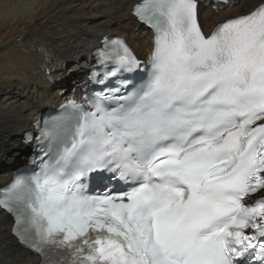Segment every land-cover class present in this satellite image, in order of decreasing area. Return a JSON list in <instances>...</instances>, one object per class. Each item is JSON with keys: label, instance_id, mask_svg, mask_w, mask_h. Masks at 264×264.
Masks as SVG:
<instances>
[{"label": "snow or ice", "instance_id": "snow-or-ice-1", "mask_svg": "<svg viewBox=\"0 0 264 264\" xmlns=\"http://www.w3.org/2000/svg\"><path fill=\"white\" fill-rule=\"evenodd\" d=\"M203 7L137 0L148 61L103 35L85 102L24 133L0 211L38 264H264V0Z\"/></svg>", "mask_w": 264, "mask_h": 264}, {"label": "bare ground", "instance_id": "bare-ground-1", "mask_svg": "<svg viewBox=\"0 0 264 264\" xmlns=\"http://www.w3.org/2000/svg\"><path fill=\"white\" fill-rule=\"evenodd\" d=\"M136 2L0 0V186L24 166L27 149L21 139L31 130L32 121L46 109L80 96L86 74L71 80L84 68L88 71L93 62L91 50L103 35L126 38L146 60L151 36L130 14ZM231 3L232 8L217 10L215 3L202 0L207 28L217 16L236 12L240 4L246 5V12L259 0ZM16 145L21 150H15ZM14 161L19 164L10 165ZM11 223V217L0 211V264H38L35 255L18 246Z\"/></svg>", "mask_w": 264, "mask_h": 264}, {"label": "rangeland", "instance_id": "rangeland-1", "mask_svg": "<svg viewBox=\"0 0 264 264\" xmlns=\"http://www.w3.org/2000/svg\"><path fill=\"white\" fill-rule=\"evenodd\" d=\"M95 43H96V42H95ZM87 48H88V47H86V50H87ZM85 53H87V52H85ZM142 58H143V57H142ZM86 65H87V64H86ZM86 65H85V66H86ZM84 70H85V68L82 70V72H80V74H78V75L75 74L76 76H74L73 79H72L71 81H74V80H76L78 77H81L83 73L86 74V71L84 72ZM69 77H70V76H69ZM66 86H67V85H66ZM18 137H19V135L16 137V140H17V142H18V144H19ZM24 149L26 150V148H24ZM24 149H22V150L24 151ZM15 150H21V149H20V147H19L18 145H16V146H15ZM24 152H25V151H24ZM16 153H17V152H16ZM17 155H18V154H17ZM14 158H15V157H14ZM14 158H13V159H14ZM11 161H12V158H11ZM15 164H19V163H17V162L14 161V162H13L12 164H10V165H15ZM12 168H14V166H12ZM12 170H13V169H12Z\"/></svg>", "mask_w": 264, "mask_h": 264}, {"label": "water", "instance_id": "water-1", "mask_svg": "<svg viewBox=\"0 0 264 264\" xmlns=\"http://www.w3.org/2000/svg\"><path fill=\"white\" fill-rule=\"evenodd\" d=\"M23 143V142H22ZM24 144V143H23ZM28 145V144H27ZM26 144H24V147L26 148L27 147ZM28 155V149H27V153H26V156Z\"/></svg>", "mask_w": 264, "mask_h": 264}]
</instances>
